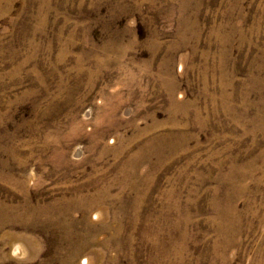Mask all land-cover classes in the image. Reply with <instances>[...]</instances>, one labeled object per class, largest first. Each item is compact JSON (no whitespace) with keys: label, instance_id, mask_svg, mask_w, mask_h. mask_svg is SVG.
I'll list each match as a JSON object with an SVG mask.
<instances>
[{"label":"rangeland","instance_id":"1","mask_svg":"<svg viewBox=\"0 0 264 264\" xmlns=\"http://www.w3.org/2000/svg\"><path fill=\"white\" fill-rule=\"evenodd\" d=\"M263 240L264 0H0V264Z\"/></svg>","mask_w":264,"mask_h":264},{"label":"bare ground","instance_id":"2","mask_svg":"<svg viewBox=\"0 0 264 264\" xmlns=\"http://www.w3.org/2000/svg\"><path fill=\"white\" fill-rule=\"evenodd\" d=\"M244 173V172H243ZM251 177V176H250ZM260 218V217H259ZM229 221V220H228ZM252 224V223H251ZM261 236V235H260ZM237 239V238H236ZM231 242V241H230ZM228 246H231L232 243L227 244ZM227 247V246H226ZM261 249H258L256 260L254 264H264V240L262 241L261 246H259ZM222 248V247H221ZM255 253V252H253ZM238 255V254H237ZM242 256V255H241ZM227 257V256H226ZM218 259V258H217ZM230 260V259H229ZM253 263V262H252Z\"/></svg>","mask_w":264,"mask_h":264}]
</instances>
